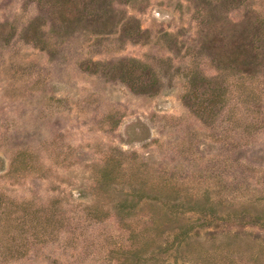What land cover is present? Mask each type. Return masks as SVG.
Listing matches in <instances>:
<instances>
[{
  "label": "rangeland",
  "instance_id": "rangeland-1",
  "mask_svg": "<svg viewBox=\"0 0 264 264\" xmlns=\"http://www.w3.org/2000/svg\"><path fill=\"white\" fill-rule=\"evenodd\" d=\"M0 264H264V0H0Z\"/></svg>",
  "mask_w": 264,
  "mask_h": 264
},
{
  "label": "trees",
  "instance_id": "trees-1",
  "mask_svg": "<svg viewBox=\"0 0 264 264\" xmlns=\"http://www.w3.org/2000/svg\"><path fill=\"white\" fill-rule=\"evenodd\" d=\"M125 79V81L132 87V88H134L135 89V86L137 85V84H135L133 81L134 80H131L129 77L127 78H124ZM139 90H146V89H142V88H140ZM196 97H198L197 95H196ZM202 103H204V102H202V101H197L196 102V106H195V112L196 113H198L199 115H202V117L203 116H205V109L207 108V106H203V104Z\"/></svg>",
  "mask_w": 264,
  "mask_h": 264
}]
</instances>
